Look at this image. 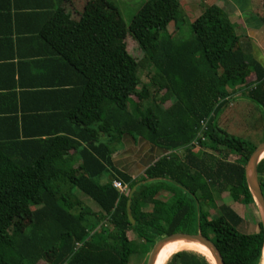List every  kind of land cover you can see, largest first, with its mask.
<instances>
[{
    "label": "trees",
    "instance_id": "obj_1",
    "mask_svg": "<svg viewBox=\"0 0 264 264\" xmlns=\"http://www.w3.org/2000/svg\"><path fill=\"white\" fill-rule=\"evenodd\" d=\"M186 19L180 0H147L129 27L112 0H0V264H131L139 242L148 255L162 237L198 231L225 264H261L262 230L241 231L243 216L215 194L257 208L245 175L257 145L218 116L238 97L264 108V64L223 7L205 5L178 38ZM50 22L56 45L42 36ZM125 136L165 153L133 177L114 164ZM111 170L126 192L101 182ZM258 174L264 192V158ZM147 179L133 223L129 192ZM166 264L213 263L183 249Z\"/></svg>",
    "mask_w": 264,
    "mask_h": 264
},
{
    "label": "rangeland",
    "instance_id": "obj_2",
    "mask_svg": "<svg viewBox=\"0 0 264 264\" xmlns=\"http://www.w3.org/2000/svg\"><path fill=\"white\" fill-rule=\"evenodd\" d=\"M112 1L119 8L122 18L129 27L134 16L138 13L147 0ZM232 1L235 0H223L222 3H220L223 7L225 5L224 9L229 11L231 14V19L236 24L238 29L241 24L236 17L237 12L231 8ZM204 3L207 5L213 2L211 0H207V2L206 0H180V9L187 19L193 21V19L203 10V7L205 6L203 5ZM216 3L219 4L218 2ZM241 8L245 12L244 16L253 14L245 5H241ZM254 11L257 12L258 15H264V0H256L254 3ZM191 34L192 31L189 26V21L187 20V22L180 27L177 37L186 38L191 36ZM124 45L127 50L138 60L143 57V51L139 48L131 35H127V37L124 39ZM150 72L151 67L149 66L144 65L140 68L139 74L143 82L148 80ZM218 123L228 132L247 138L256 145H259L264 141V108L256 105L248 98L238 97L232 100V105L227 107L222 113L219 114ZM235 158L237 159L236 155L231 157V159ZM215 198L217 204L226 202L230 204L241 216H243L244 222L240 225L241 231L254 233L262 230L260 209L258 207L255 208L254 206H248L239 201H234L228 192H223L221 194L216 192ZM89 199H91L94 205L98 206V204L92 198ZM32 207L33 206L27 207L25 211H29L32 209ZM211 212L215 214L216 210H211ZM28 221V219L23 220L24 223H27ZM137 248L139 249L138 252L131 256V264H139L145 262L146 260L148 262L149 254L147 255L145 253L142 243L139 242Z\"/></svg>",
    "mask_w": 264,
    "mask_h": 264
},
{
    "label": "crops",
    "instance_id": "obj_3",
    "mask_svg": "<svg viewBox=\"0 0 264 264\" xmlns=\"http://www.w3.org/2000/svg\"><path fill=\"white\" fill-rule=\"evenodd\" d=\"M211 1L215 4H217L216 2H218L219 4L217 5L223 7L221 4L223 0H211ZM255 2L256 0H237V1L235 0L231 2V8L237 12L236 17L241 24V26L238 29L236 27V32L239 35L241 41L243 42L244 45L245 44L249 45L250 50L254 54V56L261 63L264 64V25L261 21V17H263L264 15L263 16L258 15L257 12L254 11ZM203 5H206V3H204ZM241 5H245L246 7H248V9L253 14L244 16L245 12L244 10H242ZM229 15L231 17L230 13ZM53 25L51 22L47 24L42 29V36L52 45H56L57 44L56 42L58 41V35H57V29H55ZM7 78L8 75L3 80L8 81ZM40 102L41 101H38V104H41ZM121 144H119L117 150L113 155L114 164L119 169L125 170L126 172L130 173L133 177H138L142 175L143 171L148 165L152 164L158 157H160L162 154L165 153L163 149L149 143L148 141L142 138H138L135 140L130 136H125L123 139V143ZM181 150L182 148L180 149V151ZM112 172L113 171L111 170L108 173H106L102 177L101 182L106 183L112 181L114 179L112 176ZM77 195L85 203L87 202L86 204L93 211L95 212L101 211L100 206L94 205L91 199H89L90 197H88L87 195L81 192H77Z\"/></svg>",
    "mask_w": 264,
    "mask_h": 264
},
{
    "label": "water",
    "instance_id": "obj_4",
    "mask_svg": "<svg viewBox=\"0 0 264 264\" xmlns=\"http://www.w3.org/2000/svg\"><path fill=\"white\" fill-rule=\"evenodd\" d=\"M263 154H264V141L260 143L259 145H257L255 150L250 155L248 162L245 166V175H246V180H247L249 190L254 197L257 207L260 209L262 234H263L262 247H263V257H264V192L262 190V187L259 181V174H258V164L264 158ZM147 181H149V179L138 182L137 185L133 186V188L129 192V199L127 201V211H128V216L133 223L135 222V220L133 218L132 209H131L132 197L137 187L140 184L145 183ZM178 238L189 239V240L199 242L205 245L209 249L210 253L212 254L215 264H225L222 254L219 251L218 247L215 245V243L210 238L202 234L201 231H198L197 233L177 232L169 236L162 237L154 244L149 254L147 264H155L158 253L163 247V245L167 241H170L172 239H178Z\"/></svg>",
    "mask_w": 264,
    "mask_h": 264
},
{
    "label": "bare ground",
    "instance_id": "obj_5",
    "mask_svg": "<svg viewBox=\"0 0 264 264\" xmlns=\"http://www.w3.org/2000/svg\"><path fill=\"white\" fill-rule=\"evenodd\" d=\"M183 249L199 252L205 255L213 264H215L212 254L205 245L185 238L167 241L159 251L155 264H166L167 260L171 255H173V253ZM261 264H264V257L261 261Z\"/></svg>",
    "mask_w": 264,
    "mask_h": 264
},
{
    "label": "built area",
    "instance_id": "obj_6",
    "mask_svg": "<svg viewBox=\"0 0 264 264\" xmlns=\"http://www.w3.org/2000/svg\"><path fill=\"white\" fill-rule=\"evenodd\" d=\"M207 120H203L201 121V124H200V129L197 133V136L196 138L191 142V145H193L194 147H198V148H201L202 149V146L200 144V139L201 140H204V131L206 130L207 128ZM184 151V149L182 148V150L180 151V149L177 151L179 153H182ZM112 184L115 188H117L121 193H124L127 191V184L125 183H122L120 180H117V179H113L112 181Z\"/></svg>",
    "mask_w": 264,
    "mask_h": 264
}]
</instances>
